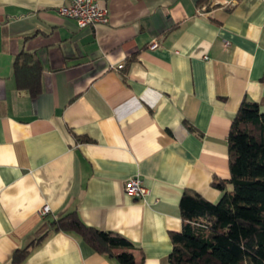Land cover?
<instances>
[{
	"label": "crops",
	"instance_id": "obj_1",
	"mask_svg": "<svg viewBox=\"0 0 264 264\" xmlns=\"http://www.w3.org/2000/svg\"><path fill=\"white\" fill-rule=\"evenodd\" d=\"M200 1L98 0L109 22L80 28L63 0H0V264L43 234L21 264H119L52 230L71 211L165 264L183 190L219 200L240 102L264 112V0ZM21 51L41 65L34 98L16 88ZM133 177L144 199L124 191Z\"/></svg>",
	"mask_w": 264,
	"mask_h": 264
},
{
	"label": "trees",
	"instance_id": "obj_2",
	"mask_svg": "<svg viewBox=\"0 0 264 264\" xmlns=\"http://www.w3.org/2000/svg\"><path fill=\"white\" fill-rule=\"evenodd\" d=\"M40 71L34 53L19 52L13 60L16 88L36 97L41 91ZM74 135L80 143L94 142L87 135ZM227 146L230 178L212 182L221 191L219 200L212 203L192 189L183 190L179 201L182 228L169 234L172 250L165 264H264V112L257 103L242 99L229 128ZM51 228L74 235L119 264H141L127 238L87 226L76 211L54 220ZM45 235L14 251L11 263L21 264Z\"/></svg>",
	"mask_w": 264,
	"mask_h": 264
},
{
	"label": "built area",
	"instance_id": "obj_3",
	"mask_svg": "<svg viewBox=\"0 0 264 264\" xmlns=\"http://www.w3.org/2000/svg\"><path fill=\"white\" fill-rule=\"evenodd\" d=\"M228 2L234 3L235 0H228ZM57 12L63 17L74 19L80 28L109 22L108 9L99 5L98 0H63L57 8ZM157 46V42L152 41L149 48L154 49ZM122 67V64H118L114 68L121 69ZM124 191L137 199H144L149 194V189L143 185L142 180L138 177L127 180L124 183ZM50 212L47 205L38 209V214L41 217L48 216Z\"/></svg>",
	"mask_w": 264,
	"mask_h": 264
},
{
	"label": "water",
	"instance_id": "obj_4",
	"mask_svg": "<svg viewBox=\"0 0 264 264\" xmlns=\"http://www.w3.org/2000/svg\"><path fill=\"white\" fill-rule=\"evenodd\" d=\"M54 219L53 218H49V222L53 223Z\"/></svg>",
	"mask_w": 264,
	"mask_h": 264
}]
</instances>
